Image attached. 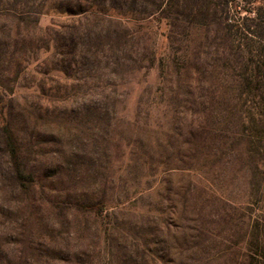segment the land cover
<instances>
[{
  "label": "rangeland",
  "instance_id": "374dc122",
  "mask_svg": "<svg viewBox=\"0 0 264 264\" xmlns=\"http://www.w3.org/2000/svg\"><path fill=\"white\" fill-rule=\"evenodd\" d=\"M0 264H264V0H0Z\"/></svg>",
  "mask_w": 264,
  "mask_h": 264
},
{
  "label": "trees",
  "instance_id": "16d2710c",
  "mask_svg": "<svg viewBox=\"0 0 264 264\" xmlns=\"http://www.w3.org/2000/svg\"><path fill=\"white\" fill-rule=\"evenodd\" d=\"M229 2L234 5V2H236V0H226V4H229ZM27 175H28V178H30L31 182H32V180H33L32 174L28 173Z\"/></svg>",
  "mask_w": 264,
  "mask_h": 264
}]
</instances>
